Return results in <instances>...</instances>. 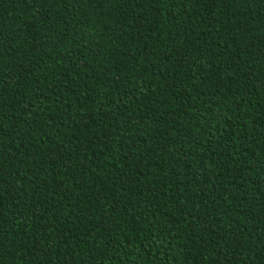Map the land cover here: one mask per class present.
Masks as SVG:
<instances>
[{
    "label": "trees",
    "instance_id": "16d2710c",
    "mask_svg": "<svg viewBox=\"0 0 264 264\" xmlns=\"http://www.w3.org/2000/svg\"><path fill=\"white\" fill-rule=\"evenodd\" d=\"M0 264H264V0H0Z\"/></svg>",
    "mask_w": 264,
    "mask_h": 264
}]
</instances>
